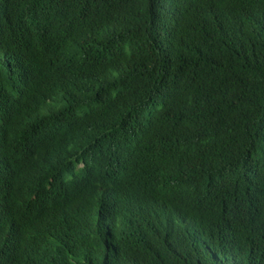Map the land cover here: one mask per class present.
I'll return each instance as SVG.
<instances>
[{
  "label": "trees",
  "instance_id": "obj_1",
  "mask_svg": "<svg viewBox=\"0 0 264 264\" xmlns=\"http://www.w3.org/2000/svg\"><path fill=\"white\" fill-rule=\"evenodd\" d=\"M0 264H264V0H0Z\"/></svg>",
  "mask_w": 264,
  "mask_h": 264
},
{
  "label": "clouds",
  "instance_id": "obj_2",
  "mask_svg": "<svg viewBox=\"0 0 264 264\" xmlns=\"http://www.w3.org/2000/svg\"><path fill=\"white\" fill-rule=\"evenodd\" d=\"M10 113H12V111H10L9 109H5V111H4V114H10ZM76 167H77V169L78 170H80V169H83L84 167H85V162H79L77 165H76ZM82 175V174H81ZM81 175H80V177H81Z\"/></svg>",
  "mask_w": 264,
  "mask_h": 264
},
{
  "label": "bare ground",
  "instance_id": "obj_3",
  "mask_svg": "<svg viewBox=\"0 0 264 264\" xmlns=\"http://www.w3.org/2000/svg\"><path fill=\"white\" fill-rule=\"evenodd\" d=\"M179 76H180V75H179ZM132 142L135 144V142H134L133 140H132ZM136 144H137V142H136ZM136 144H135V145H136ZM141 144H142V143H139V145H141ZM137 145H138V144H137ZM142 146H143V145H142ZM142 146H141V147H142ZM138 148H139V147H138ZM142 148H143V147H142ZM145 149H146V148H145ZM146 151H147V150H146ZM146 151H145V152H146ZM127 157H128V156H127ZM77 164H78V163H77ZM85 168H86V167H85ZM85 172H86V171H85ZM76 173H77V171H76ZM74 174H75V172H74ZM123 216H124V215H123ZM127 231H128V230H127ZM99 248H100V247H99ZM99 253H100V251H99ZM220 254H221V253H219V254H217V255H220ZM217 255H216V257H217ZM99 256H100V255H99ZM104 257H105V256H104ZM222 257H223V256H222ZM99 260H100V258H99ZM219 260H220V259H219ZM221 260H222V259H221ZM215 261H216V260H215ZM213 262H214V261H213ZM99 263H100V261H99Z\"/></svg>",
  "mask_w": 264,
  "mask_h": 264
}]
</instances>
